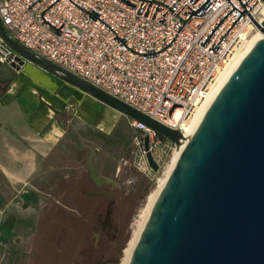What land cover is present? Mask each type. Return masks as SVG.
<instances>
[{"label":"built area","instance_id":"1","mask_svg":"<svg viewBox=\"0 0 264 264\" xmlns=\"http://www.w3.org/2000/svg\"><path fill=\"white\" fill-rule=\"evenodd\" d=\"M262 9L264 0H0V20L26 50L184 133L183 121ZM19 58L0 33V63ZM131 127L135 169L148 179L163 170V149L175 148L140 120Z\"/></svg>","mask_w":264,"mask_h":264},{"label":"water","instance_id":"2","mask_svg":"<svg viewBox=\"0 0 264 264\" xmlns=\"http://www.w3.org/2000/svg\"><path fill=\"white\" fill-rule=\"evenodd\" d=\"M252 21L264 32V20ZM0 33L24 59L140 120L175 149L185 139L182 132L26 50L8 36L1 20ZM23 64L21 58L17 64L0 63V83L10 81ZM147 145L145 136L146 150ZM146 156L157 171L150 153ZM88 165L96 174L91 156ZM128 264H264V38L243 57L187 138Z\"/></svg>","mask_w":264,"mask_h":264},{"label":"crops","instance_id":"3","mask_svg":"<svg viewBox=\"0 0 264 264\" xmlns=\"http://www.w3.org/2000/svg\"><path fill=\"white\" fill-rule=\"evenodd\" d=\"M88 102L108 108L28 59L0 83V264H57L48 260L56 247L51 237L72 233L66 218L93 227L110 202L113 215L142 190L147 177L135 169L137 133L132 147L116 144L114 122Z\"/></svg>","mask_w":264,"mask_h":264},{"label":"rangeland","instance_id":"4","mask_svg":"<svg viewBox=\"0 0 264 264\" xmlns=\"http://www.w3.org/2000/svg\"><path fill=\"white\" fill-rule=\"evenodd\" d=\"M86 104L94 110L99 117L114 122L116 129L114 142H116V144L118 143L120 146L129 145L132 147L134 144L133 136L137 131L131 127L130 121L135 118L121 111L118 112L116 108L107 103L106 107L108 108H100L93 102H88ZM172 148L175 147L172 146ZM163 153L165 158L163 170L152 174L150 178L144 182V186L139 194L135 196V200L128 203L120 202L118 204L115 213L109 217L108 224L106 223L107 226L104 237H102L103 235H101V237L98 235V242L95 244V238H97L95 235L98 233L100 225H97L99 223L93 227H89L75 215L71 216V218H66L65 224L69 230H72V233L65 234L64 236V234L58 232L56 237H51V242L53 244L56 243V247L53 249L52 245L48 260L50 262H56L57 264H99V259L104 256L106 259H111L109 264H121V251L127 247L128 241L132 235V230L134 229L135 221L138 220L139 216L143 213L148 203L149 194L156 188L159 179L163 178L167 169H169L170 160L174 152L172 149L164 148ZM124 190L123 195L125 196L129 191L126 193ZM89 229L91 230L89 231ZM112 233L116 234L114 239L111 238L112 235L110 234ZM116 259H118V261Z\"/></svg>","mask_w":264,"mask_h":264},{"label":"bare ground","instance_id":"5","mask_svg":"<svg viewBox=\"0 0 264 264\" xmlns=\"http://www.w3.org/2000/svg\"><path fill=\"white\" fill-rule=\"evenodd\" d=\"M260 22L264 20V9L261 10L259 13ZM249 30V27L247 28ZM261 38H264V32L260 31L257 27L255 29L250 30V34L248 37L244 38L242 42L236 46L229 56L228 61L224 65L223 69L220 70L217 75L215 76L214 80L209 85L208 93L205 99L202 101L200 105H197L192 114L183 121V135L185 139L182 141L179 148L174 150L173 156L170 160L169 169L165 173V176L157 182L156 188L149 194L148 196V203L143 211V213L139 216V219L134 223V229L132 230V235L130 240L128 241L127 247L121 251V264H128L130 259L132 250L136 245L140 232L146 222L148 214L151 210V207L161 190L168 174L170 173L171 169L173 168L182 148L184 147L185 143L187 142V138L194 132L195 128L197 127L199 121L201 120L203 114L217 95L219 89L228 79V77L232 74V72L236 69L240 61L243 57L248 53V51L253 47V45ZM177 116V115H175Z\"/></svg>","mask_w":264,"mask_h":264},{"label":"flooded vegetation","instance_id":"6","mask_svg":"<svg viewBox=\"0 0 264 264\" xmlns=\"http://www.w3.org/2000/svg\"><path fill=\"white\" fill-rule=\"evenodd\" d=\"M112 205H113V202H110V203L108 204L107 208H106V211H105V213H104L103 218H99V219H98V221H99L98 226H99V225H100V226H99V229H98V233L95 235V237H97L98 235H99V237H101V235H102L103 233H105V231H106V226H107V224H108V219H109V217L112 215ZM98 221H97V222H98ZM106 223H107V224H106ZM96 242H98V237L95 238V244H96ZM108 260H109V259H105V261H103L102 263H99V264H106Z\"/></svg>","mask_w":264,"mask_h":264},{"label":"trees","instance_id":"7","mask_svg":"<svg viewBox=\"0 0 264 264\" xmlns=\"http://www.w3.org/2000/svg\"><path fill=\"white\" fill-rule=\"evenodd\" d=\"M110 261H111V259H109V260L107 261V263L109 264V263H110Z\"/></svg>","mask_w":264,"mask_h":264}]
</instances>
